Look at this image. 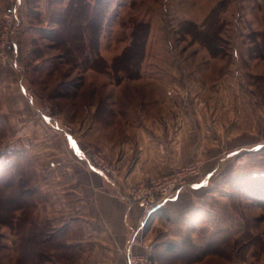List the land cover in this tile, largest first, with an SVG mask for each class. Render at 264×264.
<instances>
[{
  "label": "rangeland",
  "instance_id": "374dc122",
  "mask_svg": "<svg viewBox=\"0 0 264 264\" xmlns=\"http://www.w3.org/2000/svg\"><path fill=\"white\" fill-rule=\"evenodd\" d=\"M110 1L113 8L119 6L106 16L100 57L76 65V25L68 24L64 15L70 0H0V167L27 162L38 169L42 153L12 149L10 138L50 136L74 142L76 107H97L96 119L106 124L110 136L109 150L90 144L83 162L104 176L115 189L112 193L141 210L147 225L140 229L133 251L138 245V253H145L140 243L148 244L153 247L151 264H186L166 250L180 242L161 223L177 219L172 206L177 194L189 197L193 192L205 216L199 224L190 219L185 233L200 229L225 236L209 242L225 243L224 256L211 254L222 260L210 264H264V0H225L224 13L211 19L205 34L220 52L215 57L188 33L199 36V31L184 24V5L190 0ZM221 1L209 0L208 16ZM173 3L179 14L170 24L165 6ZM142 15L144 21L159 17L166 23L151 31L148 22L147 61L136 67L129 63L131 56L119 61L125 50L120 42L132 39ZM141 30L145 34L146 28ZM195 43L196 50L203 48L212 59L203 54L202 64L188 58ZM137 73V78L130 77ZM20 78L35 107L21 106L25 97ZM93 159L111 172L94 165ZM203 182L208 186L194 189ZM152 199L156 208L147 215L140 203ZM6 209L0 208L5 220ZM42 210L28 213L37 226H61L53 224L52 218L62 217L55 208L51 215ZM16 215L18 221L22 211ZM67 226L65 260L76 262L96 242L88 239V225L80 218ZM23 228H10L0 220V264H19ZM129 236L128 249L136 231Z\"/></svg>",
  "mask_w": 264,
  "mask_h": 264
},
{
  "label": "crops",
  "instance_id": "0c3cea01",
  "mask_svg": "<svg viewBox=\"0 0 264 264\" xmlns=\"http://www.w3.org/2000/svg\"><path fill=\"white\" fill-rule=\"evenodd\" d=\"M168 1L169 3L171 2V0ZM195 1H197L196 5L193 4ZM200 1L201 0H190L187 6L184 5L185 21L194 22L197 25H202L204 23L211 10L212 4L209 6V0H203L205 2L202 1V3ZM174 5L173 3V5L165 6L166 13H168L169 17L165 20L170 22L172 19V22L176 23L179 13L177 10H173ZM118 6L113 8L111 5L112 8H110L108 15L114 10L117 11ZM124 8V6L119 8L121 14H123ZM132 10H135V8ZM139 13L137 14V12H135L137 17L140 16ZM180 15L182 16L181 13ZM166 21L159 17L153 19L151 22L144 21L143 15L137 20V22H150L151 31L157 30V28L164 25ZM106 26L105 23L104 27ZM150 42L151 41H148L147 53L149 52L148 48L150 47ZM116 43L115 41V44ZM130 43L131 40H121L120 42L123 48L129 46ZM196 48H199L197 43L192 44L190 48H188L189 51L192 50V55L188 56V58L198 62L201 61L202 64L206 60L205 57L212 59L203 51V48L202 50H196ZM146 61L145 59L143 63L145 64ZM19 83L20 92L25 97L21 98V106L27 105V107H29L30 104L34 106V99L28 95L26 84L24 85V78H20ZM9 105L6 104L4 107H12ZM96 110L97 107H76V112L78 113L76 114V131L71 140L74 142L70 143L67 138H53L50 136L43 137L44 139L48 138L46 142L41 140L43 138L37 139L35 137H22L23 139H21L18 138L20 135L16 134L15 137L10 138L9 143L13 145L12 149L21 148L31 154L33 150L42 153V166L40 165L37 170L40 176H42L41 191L46 192L48 197L39 207L41 210L43 209L46 211V215H51V212H53L51 209L55 208L56 214L62 216L60 218L57 217V219L52 218L53 224L60 223V227H64L67 226L69 222L75 221L76 218H80L83 223L88 225V239L90 241H95L96 246L90 247L87 250L86 257L76 258V262L69 261L66 264H128L127 249L130 232H140V229L145 228V225H147V221L145 219L142 222L141 210L137 206H130L120 196L112 193L115 192V189L110 187L104 176L88 168V166L86 167L83 162V156L86 157L88 155L90 144H98L104 147L106 151L109 150L106 146H110V136L106 130V124L103 125L104 122L102 123V121L96 119ZM85 111H88V113L84 115ZM73 123H75V121H73ZM261 144L260 147L263 148L264 144ZM30 146L32 147L30 148ZM2 162L3 161H1V163ZM0 166L3 167V164ZM1 167L0 169H2ZM213 173L214 171L212 170L211 175ZM198 186H194V189L195 187H206L208 184L203 182V184ZM179 196L180 195L177 194L172 199V206L175 208L174 214L177 219L174 218L171 223H161V226L167 225V229L171 230V238L180 243L190 238L195 247L204 248L210 241L221 240L225 237L217 232H203L200 229L186 231L187 233H185L184 230L187 228L190 219L194 220L192 222H197V224H199L200 220L204 218V213L200 212V209L204 205H202L203 203L198 197H194L196 193L192 192V195H187L189 197ZM65 215H67V217H63ZM192 222L191 224H194ZM54 227L57 226L55 225ZM145 239L148 241L150 240L146 236ZM134 250L138 253L142 251V248L137 245ZM215 258H218L220 261L222 260L216 255H207L200 260L194 259L195 261H188L185 259L184 261H187L186 264H210L211 260H215Z\"/></svg>",
  "mask_w": 264,
  "mask_h": 264
},
{
  "label": "trees",
  "instance_id": "16d2710c",
  "mask_svg": "<svg viewBox=\"0 0 264 264\" xmlns=\"http://www.w3.org/2000/svg\"><path fill=\"white\" fill-rule=\"evenodd\" d=\"M224 5L225 0H222L202 25L184 21V24L190 25V29L195 28L196 33L197 31L200 32L197 33L199 36L194 35L192 30L188 33L192 38H196L198 42L203 44L214 57L220 52L214 50V41H208L209 39L205 38V34L209 32L211 19L214 16H217V19L221 18L225 10ZM110 8V0H98L95 2L92 0H70L67 12L64 15L68 24L72 22L74 26L76 25V65L84 60H94L100 57V36ZM144 27L146 28L145 34L141 32ZM133 30L131 43L120 55L119 61L131 56L132 59L129 63L134 62L137 65L136 67H140L144 61L150 25L149 23L136 22ZM219 36L221 37L222 34L219 33ZM78 48L83 50L80 51ZM136 53H138L137 57L139 58L133 59ZM125 61L128 62V60ZM137 75L138 73L135 76L130 75V77L134 79L138 77ZM3 156L0 153V160H4ZM44 200L46 199L41 191L39 172L34 163L26 162L0 170V208H7L4 212L5 214L7 213L8 217L7 220L0 217V220L10 228L15 227L16 224L18 227L23 225V230L26 233L23 237L24 241L22 240L24 247L22 246L20 252L19 264L67 263L65 259L67 258L66 256H69L67 254L69 247L65 242L67 238L63 236L68 226L54 227L48 222L42 224V226H37L34 220L30 219L31 216L28 215V213L36 210ZM20 211H22V217L16 221L18 219L16 214ZM30 245L31 247H29ZM224 245L225 243L212 242L204 248H198L192 244L190 238H187L182 243L169 245L166 250L176 252L177 257L182 260L193 261L194 259H203L211 254L224 256ZM73 256H76V254Z\"/></svg>",
  "mask_w": 264,
  "mask_h": 264
},
{
  "label": "built area",
  "instance_id": "2783aa9c",
  "mask_svg": "<svg viewBox=\"0 0 264 264\" xmlns=\"http://www.w3.org/2000/svg\"><path fill=\"white\" fill-rule=\"evenodd\" d=\"M92 162L94 165L104 170V172H107V173L111 172V169L108 168L107 165L98 163L96 161L94 162V159ZM140 206L144 208V210L147 212V215L150 214L156 208L154 199H152L151 202L143 200L141 201ZM138 233H136V237L133 238V243L128 249V253H127L128 254V264H151L150 260H151L152 249H153L152 245H148V244L144 245L140 243L144 247L145 253H136L135 251H133V248H132L133 245L139 244L138 242H136Z\"/></svg>",
  "mask_w": 264,
  "mask_h": 264
}]
</instances>
